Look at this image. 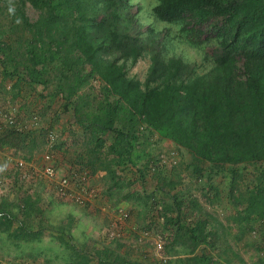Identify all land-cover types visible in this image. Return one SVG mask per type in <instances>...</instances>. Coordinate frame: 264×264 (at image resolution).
Returning a JSON list of instances; mask_svg holds the SVG:
<instances>
[{
	"label": "trees",
	"instance_id": "1",
	"mask_svg": "<svg viewBox=\"0 0 264 264\" xmlns=\"http://www.w3.org/2000/svg\"><path fill=\"white\" fill-rule=\"evenodd\" d=\"M26 1L40 11L33 21L25 13ZM152 15L175 25L176 32L171 34L169 27L162 31L144 28L130 0H18L12 13L18 23L13 19L7 28L0 29L6 34V39H0L1 71L4 78L15 77V87L22 81L46 86L52 81L48 78L49 65L55 64L53 93L62 94L68 103L83 83L97 77L104 85L103 97L88 102L86 94L73 100L71 114L88 131L96 149L105 146L107 133L112 134L107 146L112 157L103 168L113 181L119 177L117 166L126 165V161L137 165L146 157L138 168L142 178L145 171L155 168L145 148L136 150V146L157 135L190 154L186 168L207 179L217 199L220 192L212 184V175L226 173L234 204L231 219L238 224L255 223L263 237L264 0H158ZM18 25L28 35L21 38L17 32L14 42L12 35ZM174 37L207 49L203 70L198 69L202 65L181 54H167V46H176ZM146 54L149 65L144 79L128 76L127 64ZM50 127L6 129L0 134V148L14 145L9 142L13 138L22 140L42 130L48 135ZM250 165L255 167L252 186L245 197L241 193L235 196L239 179ZM154 171L162 176V188L168 194L164 188L172 189L178 183L169 176L173 170L163 175V169L156 166ZM13 181L26 193L24 183L16 177ZM171 198L178 213L166 214L172 205L165 201L158 214L163 213L166 224L184 230L182 237H188L193 248H200L191 259L197 264H226L225 252L218 250L215 231L207 226L208 221L198 216L187 225L181 212L188 209H181V196L174 193ZM33 202L25 196L14 211L6 198L1 199L0 232L12 240L38 239L45 226L31 221ZM237 205L243 209L238 210ZM47 227L68 249L66 264H143L138 257L124 258L111 242L89 239L76 244L69 225ZM215 252L221 259L214 257Z\"/></svg>",
	"mask_w": 264,
	"mask_h": 264
},
{
	"label": "rangeland",
	"instance_id": "2",
	"mask_svg": "<svg viewBox=\"0 0 264 264\" xmlns=\"http://www.w3.org/2000/svg\"><path fill=\"white\" fill-rule=\"evenodd\" d=\"M16 1L18 0H0V29L7 28L13 19L17 21L15 17L12 18ZM157 2L158 0H130L138 22L144 28L153 27L155 30L162 31L165 27H169L171 34L175 33L177 30L175 25L166 24L152 15V8ZM24 10L30 21L35 20L40 13L31 1H26ZM17 32L21 38L28 35L18 25L12 35L14 42ZM1 38L6 39V34L0 33ZM173 40L176 46H167V54H181L184 58L195 61L197 65H202L198 69L203 70L204 65H207V60L204 59L207 49H204L202 44L182 42L183 39L179 37H174ZM148 65L149 58L146 54L136 63L127 64V74L143 80ZM49 67L52 69L48 73V78L52 81L46 86H30L22 81L15 87L13 86L15 77L4 78L0 66V106H5L21 97L24 100L22 103L24 115L30 117L31 113L38 114L41 126L43 128L51 126L50 130L57 134V140L52 149L57 153L61 168L88 171L92 186L99 190V198L92 207L80 206L55 197L42 180L38 181V189L33 194L37 199L32 204L31 221H40L45 226L43 234L35 240H12L7 233L0 232V264H66L68 249L64 244L59 243L50 233L51 227L47 226L58 229L67 225L71 226L73 241L76 244H80L83 240L111 242V247L124 258L138 257L143 264H197L195 259L191 258L199 254L200 248H193L188 237H182L184 230L178 231L174 225L166 224L163 213L158 214L165 201H169L172 205V210L166 214L175 216L178 213L177 205L171 198L174 193L181 196L183 201L181 209H188L181 212L182 219L187 225L193 224L198 216H203L208 221L207 226L215 231L218 250L225 252L223 260L227 263H223L264 264V236H259L255 223L243 221L242 224H238L231 219L234 204L228 192L229 178L226 173L219 172L212 175V184L220 192L217 199L214 196V189H210L208 180L198 178L190 168H186L185 165L191 160L190 154L184 149L177 150L170 141H162L154 135L145 144H137L136 150L145 148L147 157L154 159L152 166L161 167L163 175H167L168 170H173L169 176L173 181L178 182L174 188L170 189V186H166L164 189L169 192L164 194L162 188L164 181L160 174H156L155 168L151 167L145 171V177H141L138 168L142 165V159L146 160V157L140 158L137 165L128 161L124 166L118 165L119 177L113 181L103 168V165L112 157L107 148L112 134L107 133L105 146L102 149H96L95 142L88 131L80 126L76 117L71 114L73 100L84 97L86 94L88 102L102 98L105 92L103 83L97 77H90L88 83H83L75 94L69 97L70 103H68L62 94L53 93L56 84L54 72L57 67L55 64H50ZM86 68L88 70L89 67ZM110 99H113L112 96ZM65 104L69 107L67 111L64 110ZM142 140L143 138H140V141ZM9 142L14 145L5 146L2 150L13 148L17 156L35 157L37 161L50 147L47 132L43 130L25 139L13 138ZM134 158L138 159L135 155ZM246 172L247 174L239 179V190H236L235 196L241 193L245 197L248 194V188L252 186L255 167L247 166ZM44 189L49 193L48 195H42ZM22 197L23 195L17 194L10 201L7 197L9 207L16 211L23 200ZM40 197H43L42 200H38ZM97 201L99 202L96 203ZM120 204L126 206L131 212L126 234L121 239H110L105 235V231L116 218L114 208ZM236 208L241 210L243 206L237 205ZM144 228L150 230L158 228L162 233L164 247L160 253L154 254L151 238L141 237L139 231ZM118 244L121 246L119 247ZM214 257L217 259L218 253L215 252Z\"/></svg>",
	"mask_w": 264,
	"mask_h": 264
},
{
	"label": "built area",
	"instance_id": "3",
	"mask_svg": "<svg viewBox=\"0 0 264 264\" xmlns=\"http://www.w3.org/2000/svg\"><path fill=\"white\" fill-rule=\"evenodd\" d=\"M22 118L16 104L10 103L6 106H0V134L9 128L25 131L42 127L40 116L36 113L30 115L29 118ZM47 136L50 147L43 152L39 161L35 158L8 154L0 148V158L4 157L5 162L12 167V170L8 169L4 172L3 167L5 165L0 162V190H3L4 187V175H9L12 179L16 177L21 184L36 185L39 183L38 181L42 180L55 197L63 201H71L80 206L95 202L99 198V190L92 186L88 172L61 168L57 153L52 149L56 143L57 134L50 130ZM114 210L116 218L113 219L111 226L106 229L105 235L110 239H121L126 234L127 222L131 212L123 205H118ZM140 235L143 238L152 239L154 254L163 250L164 239L158 229H142Z\"/></svg>",
	"mask_w": 264,
	"mask_h": 264
},
{
	"label": "crops",
	"instance_id": "4",
	"mask_svg": "<svg viewBox=\"0 0 264 264\" xmlns=\"http://www.w3.org/2000/svg\"><path fill=\"white\" fill-rule=\"evenodd\" d=\"M24 102V100L23 99H21V97H18V98H16V99H14V100H12L11 102H9L8 104H10V103H14V104H16L17 106H18V109H19V115H20V117H23L22 119H24V118H29V115H24V111L22 110V103ZM7 104V105H8ZM6 106V105H5ZM35 112H37V111H35ZM32 114V113H31ZM30 114V115H31ZM162 141H164V140H162ZM4 152L5 153H10V154H12V155H16V154H14V152H13V148H10V149H4ZM29 158H35V157H29ZM0 162L3 164V165H5L4 167H3V171L4 172H6L8 169H11L12 167H11V165H9V164H7L6 162H5V159H4V157L3 158H0ZM12 170V169H11ZM4 187H3V190H0V201H1V199H3V198H7L8 197V200L10 201L11 199H14V197L15 196H17V194L18 195H23V193H24V195H23V197H25V196H30L32 199H33V201L34 200H36L37 199V197L35 196L34 197V192L35 191H37V189H38V184H31V183H26V184H24V189H25V191H26V193L24 192V191H22V190H20L19 188H17L16 186H15V184H14V181H13V183H12V178H10V177H8L7 175H4ZM49 193L44 189L43 190V193H42V195H48ZM22 197V198H23ZM42 198L43 197H40L38 200H42ZM19 200V199H18ZM17 201V200H16ZM15 201V202H16ZM101 201V200H100ZM22 202V201H21ZM20 202V203H21ZM99 201H97L96 203H98ZM17 203H18V201H17ZM19 203V204H20ZM95 202H92V204H88V205H86L85 207H92L93 205H95L94 204ZM103 204H106L105 202H102ZM121 205V204H120ZM107 208H110V207H107Z\"/></svg>",
	"mask_w": 264,
	"mask_h": 264
}]
</instances>
